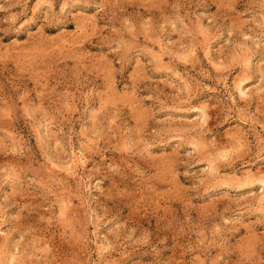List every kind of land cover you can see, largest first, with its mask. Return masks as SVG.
<instances>
[{
  "label": "rangeland",
  "instance_id": "374dc122",
  "mask_svg": "<svg viewBox=\"0 0 264 264\" xmlns=\"http://www.w3.org/2000/svg\"><path fill=\"white\" fill-rule=\"evenodd\" d=\"M60 3L0 11L25 12L0 32V264H264V48L239 47L254 12Z\"/></svg>",
  "mask_w": 264,
  "mask_h": 264
},
{
  "label": "clouds",
  "instance_id": "9594fccd",
  "mask_svg": "<svg viewBox=\"0 0 264 264\" xmlns=\"http://www.w3.org/2000/svg\"><path fill=\"white\" fill-rule=\"evenodd\" d=\"M46 2L49 4V9L51 10V7L55 3V0H46ZM82 2L87 4L89 3V0H61L60 14L63 15L67 11L68 16L73 15V12L68 10L74 9L77 5L81 4ZM244 2L247 5L246 11L254 12L253 18L249 21V24L245 26L246 29L250 30V34L244 35L242 31H230L229 37L234 41L237 36L244 35L245 43L239 45V47L244 48L247 53H254L255 49L264 48V44L258 43L257 40L254 38L255 33L257 31H259L260 33H264V0H244ZM18 4L26 6L27 0H5V3L0 5V11L10 12L11 9L16 7ZM24 15L25 12L23 11V9L19 12V14L12 13L11 17L5 21L8 27H0V32H3L7 35L9 31L13 30V26L17 23L19 17ZM32 22L33 21L31 17L24 19L23 22L19 24L18 28H14V31L17 33V35H19L20 32L25 29V26L31 24ZM66 22L67 18H65L64 21H57V23ZM249 41L254 46L253 48H248L247 42ZM261 66L264 67V61H261ZM186 131L189 135H191L192 133H196V135L201 134L197 132V130L194 128L186 129ZM184 175L187 176L188 173L185 172ZM259 183L264 184V180L259 181ZM261 211H264V209H261ZM125 239H130V237L126 234Z\"/></svg>",
  "mask_w": 264,
  "mask_h": 264
}]
</instances>
